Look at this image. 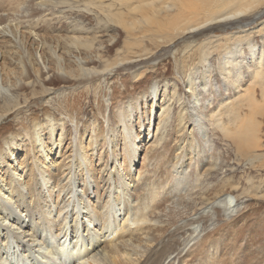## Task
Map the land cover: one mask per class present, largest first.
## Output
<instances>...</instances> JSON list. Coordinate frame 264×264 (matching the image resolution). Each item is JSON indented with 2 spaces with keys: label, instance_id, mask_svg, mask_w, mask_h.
Returning <instances> with one entry per match:
<instances>
[{
  "label": "rangeland",
  "instance_id": "374dc122",
  "mask_svg": "<svg viewBox=\"0 0 264 264\" xmlns=\"http://www.w3.org/2000/svg\"><path fill=\"white\" fill-rule=\"evenodd\" d=\"M179 2L154 0L153 3L142 4L141 0H0V13L5 11L1 16L4 19L0 20V30L3 28L0 32H15L7 44L0 45L3 47H0V55L6 57L5 65L14 71L2 81L5 84L3 86L10 90L5 92V99L3 92H0V141L4 137L6 147L10 151H16L15 157H18L24 151L19 134L31 133L35 125L44 137L46 150L54 147L61 136V149L57 150L59 153L62 151V157L58 160L61 159L67 167L62 168L63 178L59 183L65 185L67 173L70 171L73 175L77 155L88 146V154H92V150L97 154L93 158L92 166L98 163L102 168H106L105 173L111 179L107 185L110 191L108 203L113 207V212L108 213L110 215L107 220L114 222L113 224L122 223L123 219L128 218L124 216V209L128 201L132 200L129 193L134 181H154L159 187L160 195L173 197H170L171 203L168 201V216L165 217V222L129 217L122 227L133 236L146 231L148 226L166 225L173 228L175 224L186 220L220 195L227 193L233 203H240V207L233 216L225 220L219 215L220 209H216L218 220L215 226L210 228L211 233L228 232L227 235L224 234L223 241L229 242L227 247L230 253L239 248L243 250L241 253L248 263L251 261L252 264H264V101H261L258 89L256 99L259 103L253 109L255 116L251 113L252 109H248L244 99L245 102H239V114L237 113L234 120L237 122L240 118V121L246 122L245 119L250 120L248 117H254L260 123L259 143L257 142L256 147H238L230 134L227 135L229 129H233V122L227 120L226 108H217V103L225 98L236 104L235 98L244 91V86L239 87L237 82L227 85L229 80L224 78V72L232 66L230 63L225 64L227 67L224 65L222 48L235 50L230 38L233 36L239 39L240 45L237 47L240 49L232 60L239 62L242 66L240 71H244L240 85L249 83L252 69L246 68L244 58L248 55V44L253 41L256 43L255 57L261 48L264 49V31L258 33L264 26V13L255 20L250 18L251 14L230 16L225 21L206 23L184 33L179 28L173 29L165 25L166 12L173 15L174 8L182 6ZM169 7L172 8L168 12L166 9ZM261 7L258 11L264 8ZM214 14H217V11ZM206 15L205 12H200L194 19H204ZM74 37L80 41L74 42L71 39ZM17 40H20L17 44L21 42L18 45ZM202 46L206 47L203 56L200 51ZM84 51H88L86 55L89 54L95 61L83 65V68H91V72L87 71L90 73H87V82L79 87L73 77L80 74L79 63L86 59V56H83ZM134 52H148L155 60L149 63H119L114 67L118 58L130 56ZM135 64L137 66H134ZM130 66V70H125ZM98 71L100 72L97 73ZM63 74H69L72 78L60 76ZM29 80L32 83L27 84ZM154 80L159 86L157 96L152 100L156 108H149V99L146 100L148 104H145L147 112H151V126L147 127L148 121L143 118L141 112L136 113V122L143 123L146 127H135L131 133L130 138L135 143L129 163L130 172L127 173L126 170L117 168L122 160L123 149L113 146L114 138L120 133L113 125L114 97L141 92ZM62 82L67 84L61 85ZM205 84L206 89L202 87ZM196 96L202 99L209 97V109H201L195 100ZM62 104H67L71 112L62 110ZM165 107L166 111L163 112ZM207 112L215 115L213 119L205 118L199 121L207 133L205 142L197 136L198 127L193 129L190 121L192 116H202ZM155 114L163 118L159 129L156 126L158 119L154 120ZM46 116H51L52 122ZM219 122L227 130L218 127ZM9 135H13V139ZM5 152L9 153L8 150ZM203 157H207V162L201 164ZM174 165L182 172L175 173L172 170ZM124 166L125 164L121 167ZM119 170L122 176L118 187L114 189V184L118 182ZM66 189L68 188L60 191V200L65 205L69 199L67 202L70 205L66 214H78L77 222L80 223L75 234H72L70 225L68 226L70 229L67 243L73 248L76 242L80 245L85 241L86 235L97 234V244L92 248V253L98 258L102 257L100 244L108 240L107 231L104 230L106 222L94 217L89 224L87 217L83 216L85 210L77 204L79 196L72 194L70 197ZM104 198L99 200L97 205L102 216L108 204H105ZM90 200L94 202L93 197H90ZM68 222L73 224L70 219ZM82 227L86 228L84 233ZM130 240L122 243L115 238L113 244L119 248L126 246L127 249L140 252L145 250V241L137 244ZM61 241L62 239L59 240ZM53 244L56 245L57 242L52 240L51 245ZM237 257L239 258V252ZM55 260L61 264H83L78 258L67 259L61 255ZM25 263L29 264L28 261Z\"/></svg>",
  "mask_w": 264,
  "mask_h": 264
},
{
  "label": "bare ground",
  "instance_id": "6f19581e",
  "mask_svg": "<svg viewBox=\"0 0 264 264\" xmlns=\"http://www.w3.org/2000/svg\"><path fill=\"white\" fill-rule=\"evenodd\" d=\"M179 1L182 6L180 8L178 7L179 5L176 6V8H174L175 13H173V15H170L171 13L168 14L166 12L165 25L171 28L173 27V29L179 28L180 31L184 33L193 31L206 23L225 21L230 16H244L251 14L250 18L255 20L257 18H260L264 13V8L258 11L261 6L264 7V0ZM141 2L142 4L145 2H148L147 4H149L153 3L154 0H141ZM171 8L172 7H169L166 10H168L169 12ZM154 9H156V7ZM28 11H26V13ZM216 11L217 14H214ZM3 12L5 13V11ZM200 12H205L207 14L205 18L194 19V16H198ZM3 14L0 13V20L4 19L1 18ZM155 15L154 17H156ZM262 23L264 24V19L262 20ZM13 30H15V26ZM263 31L264 26L260 31H258V33H263ZM14 33L11 30H3L2 33L0 32V45L2 46L4 44H7L10 41L9 39L14 36ZM71 39L74 42L80 41L77 38L75 39V37ZM230 40H232L233 48L235 47L236 49L233 50V52L230 49L226 50L225 48H222L223 52L221 55H223L225 58L223 62L224 65L230 63L232 66L231 69H228L224 72L226 74L224 78H227V80H229V84L227 85H230L231 82H237L239 87L244 86V91L238 97L235 98L237 100L236 104H232L227 98H225L224 100H220L219 102L217 101V108L218 110H221V107L226 108L228 112L227 120L233 122V129H229L230 132H228L227 135L230 134V136L236 142L238 147L240 145L256 147V144L259 143L258 132L260 128V123H258L254 119V117H248L250 118V120L245 119L246 122L240 121V118L237 122H235L234 120L235 118H237V113L239 114V102H245V100L247 101L248 109H252L251 113L253 116H255L253 114V112H255L253 111V109L259 103V101L256 99V93L258 89L260 90L261 101H264V49L261 48L259 50V54L255 57L254 48L256 47V43L253 41L252 43L248 44V55L244 59H246V68L252 69L250 73L251 77L249 83H244L243 85H240L242 82V78L244 77V71H240L242 66L239 65V62H233L234 59L232 60V58L236 56L237 50L240 49L237 47L240 45L239 39L232 36ZM18 41L20 40H17L16 44ZM139 42L140 40L137 41V44ZM5 46L7 47V45ZM200 51L202 54L201 56L205 55L206 47L202 46ZM86 53H88V51H84L83 56H86L85 61H80L79 63L78 70L80 71V74H75L73 77L77 81L76 83L79 87L83 86L85 82H87L88 78L86 76L90 74L87 71H90L91 69H86V67L83 68V65L95 61L94 58L90 57L89 54L86 55ZM2 55H0V92H3V98L5 99V97H7V94L5 92L10 89L3 86L4 83H2V81L4 77H8L9 75L13 74L14 71L9 69V67L6 66L7 64L5 65L6 57H3ZM150 58L151 56L148 54V52H134L130 56L118 58L115 62L114 67L116 65H119V63L126 62L129 64H132L137 61H144L145 63H149L153 60V58ZM249 64L251 66H249ZM58 65H60V63ZM134 66H137V64H135ZM108 68L105 67V69ZM112 68L113 67H111V69ZM130 68H132V66L125 68V70H130ZM81 71L86 72L82 73ZM99 72L100 71H98L97 73ZM112 74H114V72H112ZM60 76L70 79L72 78V76L69 74H63ZM20 83L21 82H19V84ZM30 83H32V81L29 80L27 84ZM64 84L67 83L62 82L61 85ZM202 87L206 89L207 84L203 85ZM158 89L159 86L156 84V80H154L152 81L150 86L145 87V89L141 92L136 91L133 93H129L123 97H118L119 95H116L114 97V103L112 107L114 117L113 125L115 127V130L119 129L120 133L117 137L114 138L113 146H115L116 148L119 147V149H123V155H121L122 160L120 166L117 168L123 169V171L126 170L127 173L130 172L129 163L132 159V146L135 143L130 138L131 133L135 129V127L141 128L142 125H145L143 123L141 124L139 122H136V113L141 112L143 114V118L147 119L148 121L147 127L150 128L151 112H147L145 104H148L146 100L149 99V102L151 103L149 105V108H156V104L153 105L152 100L154 99V97L156 98ZM205 93L207 92L205 91ZM200 96L195 97V100L199 104L200 108L202 109L203 107L209 109V107L211 106V101L209 97H205L202 99V97ZM5 102H7V100H5ZM61 109L67 112L70 111L67 104H62ZM165 111L166 107L164 108L163 112ZM214 115L215 114L212 115L211 113L207 112L204 113L202 116H192L190 123L193 125V129L196 130V127H198L197 136H199L201 140L203 139L205 141V136L207 135V133L205 129L202 128V125H200L199 121L205 118L213 119ZM159 116H156V114L154 115V120L158 119V123L156 124L157 129H159L160 124L163 121V118ZM46 118L50 122H52L53 120L51 116H46ZM224 123L226 122H223V124ZM217 125L221 129H226L225 127L221 126L220 122ZM9 137L13 139V135H9ZM60 137L59 140L56 141V143L53 145L54 147L46 150L44 147V137L41 136L38 126L35 125L31 133L23 132L21 135L19 134L20 143L23 142L22 145L24 147V151L18 157H15L16 151H10L9 148L6 147L5 141H3L4 137H2V141H0V264H7L8 262L9 264H26L25 261H28L29 264H43L45 262L48 264H61L59 261L56 262L55 260V258L59 257V255L63 256V258L66 257L67 259L78 258L83 264H252L251 261L248 263V260H246L244 254L241 253L243 252L242 249L239 250V248H236L232 253L229 252V248L227 247L229 245V242L223 241L224 234L226 233L225 231H223L224 233L217 232L215 234L211 233L210 230V228L215 226L216 220H218V218L216 219V214L218 212V210L216 209H220L219 215L224 218V220L229 219L238 211L240 203H233L229 194L226 193L220 195L212 202L210 201V204L204 206L203 209L198 212H195V214H193L191 217H188L186 220L175 224L173 228H170L166 225L148 226L146 228V231H143L141 234L133 236L131 233H127L128 231L126 232L125 229L122 227L123 224L128 220V218L133 217V219L137 218L139 220L145 219L148 221L165 222V217L168 216L167 212L169 210V205L172 202L170 197L172 196L169 197L168 195H160L159 187L154 183V181L147 182L148 180H142L139 182L136 181V183L134 181L131 187L132 190L129 193L132 200L128 201L124 209V216L125 218H128L123 219L122 223L120 222L118 224H113L114 222H109V219L107 220V218H109L108 215L110 214L108 213L113 212V207H110V203H108V201H110L108 200L110 191L109 186L107 185L109 184V181H111V179L108 174L105 173L106 168H102L98 163H94V167L92 166L93 158L97 154H95L93 150L92 154H88L87 146V148L85 147L86 150H79L80 153L79 155H77L78 159L74 165L73 175L69 173L70 171H67L68 173L65 177L67 180V185L59 183L60 180L63 178L62 168L67 167L65 166L66 164L62 163L61 159L58 160L60 157H62V151L59 153V151L57 150L61 149L62 142L60 140ZM96 140L97 139H95V142ZM93 141L94 140L92 139V143ZM92 143H89L90 146ZM33 145H35V147H33ZM126 146L127 149L124 150V147ZM7 150L9 152L8 154L5 152ZM199 152L200 151H198V153ZM206 162L207 157H203L201 159V164H204ZM123 164H125V166L121 167L123 166ZM172 170L175 173L182 172L181 170H178L175 165L172 166ZM64 174H66V172H64ZM71 176L73 177V179ZM118 176V182H116V180L114 181V183L116 182L113 186L114 189L118 187L119 180L122 176L120 170ZM128 181L130 184L131 179ZM55 187L56 189H54ZM65 187L68 188L66 189L67 195H69L70 197L72 196V194H76L79 196V201H77V204H80L81 209H84L87 213L86 215V213L84 212L83 216L87 217L89 224L94 219V217L104 219V222H106L104 230L107 231L106 236L108 240L100 244L102 257L98 258L95 256V253H92V248H94L95 244H97V234L90 233L89 236L86 235L87 238H85V241L81 242L80 245L76 241V243L73 241L76 244L75 245L72 243L73 248H70L71 244L69 245L67 243V235L69 229L71 228L72 234H75V231L79 229L80 223L77 222L78 214H72L71 216H67L66 214L67 207L70 205L67 202V200L69 201V199L66 200L65 205L60 200V191H63ZM72 189L75 192H73ZM90 197L94 198V202H91ZM103 198L104 202H106L105 204H108L106 205V210L104 211V215L102 216L101 211L97 209V205L99 204V200ZM168 201L170 202L169 204ZM173 204L175 205V203H172V205ZM72 206L74 207V203ZM64 210L66 211L64 212ZM69 219L72 220V225L68 224ZM69 225L70 228L68 227ZM82 230L84 233L86 228L82 227ZM125 232L127 234H125ZM115 238L122 243L125 240L130 239L137 244H141L143 241H145V250L140 252L134 249H127L126 246L119 248L116 244H113ZM60 239H62L61 242H59ZM52 240L57 242L56 245L53 244L56 247L51 245ZM221 251L224 252L222 253ZM237 252H239V258L237 257Z\"/></svg>",
  "mask_w": 264,
  "mask_h": 264
}]
</instances>
